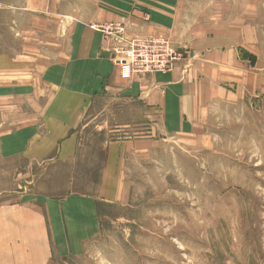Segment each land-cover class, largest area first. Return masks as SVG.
Here are the masks:
<instances>
[{
	"label": "rangeland",
	"instance_id": "rangeland-1",
	"mask_svg": "<svg viewBox=\"0 0 264 264\" xmlns=\"http://www.w3.org/2000/svg\"><path fill=\"white\" fill-rule=\"evenodd\" d=\"M244 4L253 30L250 50H243L245 68L222 85L228 92L209 105L203 127L171 137L152 129L154 116L137 103L122 108L121 102L98 101L74 131L76 147L65 157L67 137L41 164L25 157L23 140L15 142L18 155L7 151L13 142H0V204L25 190L65 197L99 196L104 185L107 193L118 189L117 199L97 200L100 229L81 252L58 249L66 235L53 232L46 235L52 250L43 264H264V0ZM36 15L31 28L17 29L25 40L27 74L0 77V83L30 81L34 72L49 77L51 62L66 61L72 25L63 24L60 10ZM14 16L2 13L0 21ZM17 30L4 29V47ZM33 51L37 59L28 58ZM53 84L59 85L45 81L39 97L0 101V139L36 117ZM106 107L110 112L102 116ZM112 142L134 144L113 149ZM2 231L0 264H23Z\"/></svg>",
	"mask_w": 264,
	"mask_h": 264
},
{
	"label": "crops",
	"instance_id": "crops-1",
	"mask_svg": "<svg viewBox=\"0 0 264 264\" xmlns=\"http://www.w3.org/2000/svg\"><path fill=\"white\" fill-rule=\"evenodd\" d=\"M247 9L244 0H0V14H15L8 23L0 21L2 78L27 74L25 40L17 29L24 32L31 28L37 12L60 10L63 24L72 25L65 48L66 61L51 62L54 72L50 71L49 77L34 72L30 81L0 83L3 103L42 96L45 81L59 84L51 85L48 100L34 119L22 122L20 132L1 135L0 142H13L8 144L7 151L18 155L15 142L23 140L25 157L31 163L41 164L50 153L56 152L58 140L67 137L61 145L65 157L76 147L74 131L98 101L121 102L122 108L126 103H137L154 116L151 128L171 137L203 127L209 105L223 90L228 92L222 85L232 80L238 67L245 68L247 59L243 50L247 53L250 50L248 42L250 33L253 34L248 27ZM24 17L30 19L24 21ZM117 21L126 25L130 35L169 37L175 47L184 50V59L170 72L122 77L110 37L91 27ZM4 29L17 30L9 42L15 49L4 47ZM33 52H28L29 59H37L36 51ZM58 64L64 65L61 73L56 72L61 67ZM109 112L106 107L101 115ZM45 124L48 127L42 126ZM30 125L39 127L32 130ZM121 144L112 142L110 147L116 149ZM140 144L142 148L143 142ZM104 179L107 181L106 176ZM117 190L107 193L104 185L99 196L71 193L65 197L25 190L0 204L1 236L4 239L10 236L12 252L22 253L18 260L23 264H43L49 259L52 249L48 248L46 235L53 232L59 237L66 235L67 241L60 242L58 249L79 253L83 242L92 239L100 229L97 200L117 199Z\"/></svg>",
	"mask_w": 264,
	"mask_h": 264
},
{
	"label": "built area",
	"instance_id": "built-area-1",
	"mask_svg": "<svg viewBox=\"0 0 264 264\" xmlns=\"http://www.w3.org/2000/svg\"><path fill=\"white\" fill-rule=\"evenodd\" d=\"M93 28L111 36L121 75L127 79L134 74L169 72L183 57L171 39L164 35H130L126 25L120 21L93 25Z\"/></svg>",
	"mask_w": 264,
	"mask_h": 264
}]
</instances>
